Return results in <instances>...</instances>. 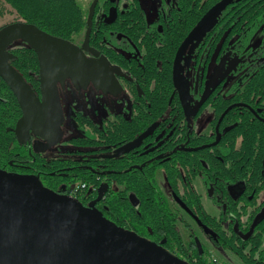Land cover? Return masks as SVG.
Returning <instances> with one entry per match:
<instances>
[{"label": "trees", "instance_id": "trees-1", "mask_svg": "<svg viewBox=\"0 0 264 264\" xmlns=\"http://www.w3.org/2000/svg\"><path fill=\"white\" fill-rule=\"evenodd\" d=\"M4 1L21 20L48 34L69 40L84 30L85 13L77 0ZM181 1L182 10L173 11L175 27L167 28L169 42L171 32H175V44H168V49L162 50L160 46L146 52L135 70L145 97L136 107L134 136L154 121L165 122L160 123L159 129L166 126L164 145L158 149L167 153L166 159L160 157L147 163V167L142 166L149 178L136 166L133 169L129 166L132 159L134 164L140 163L141 157L136 161L130 153L110 158L97 154L132 139V124L127 122H109L105 129L98 130L96 124L75 116L81 127L89 126L96 134L70 136L66 142L74 149L65 144L54 158L28 150L8 129L14 126L21 111L1 77L0 169L34 173L42 185L61 194H68L76 184L75 197L105 219L162 246L179 259L191 264H210L202 245L198 248L193 238L183 239L178 228L179 215L171 209L154 180L152 171L162 168L173 195L211 231L210 237L216 245L231 251L243 264H264L261 246L264 218L255 221L264 208V121L260 119L264 118V0ZM219 3L222 5L200 35L196 59H201L204 80L216 49V62L228 67L234 81L224 93L220 91L223 82L220 81L208 94L204 105L210 104L214 110L213 132L197 134L186 124L187 114L176 91L172 62L189 31ZM180 23L182 28L178 27ZM16 42L17 45L13 42L7 48L14 55L9 63L27 80L30 72L37 71V57L31 47L20 40ZM216 134L219 139L213 144ZM180 143L185 146H179ZM106 144L109 147L100 148ZM71 153H85L89 159L82 164L72 155L64 156ZM21 163L26 167H20ZM100 169L106 170L103 175L108 179H103ZM197 175L208 187L210 198L215 203H224L217 217L208 214L201 205L200 195L192 185ZM102 181L108 184V192L98 200L97 188ZM235 183H241L240 193L228 191V186Z\"/></svg>", "mask_w": 264, "mask_h": 264}, {"label": "water", "instance_id": "water-1", "mask_svg": "<svg viewBox=\"0 0 264 264\" xmlns=\"http://www.w3.org/2000/svg\"><path fill=\"white\" fill-rule=\"evenodd\" d=\"M225 1V0H224ZM93 0L81 47L51 35L32 23L17 20L0 27V77L11 89L21 115L11 129L19 143L29 132L44 142L34 141L42 152L60 140L64 120L56 82L66 77L80 82L91 60L88 48ZM222 3L212 7L196 24L185 42L194 38ZM17 40L31 47L39 63L40 96H36L9 60L7 48ZM91 76V75H89ZM156 124L135 140L118 147L115 155L129 151L146 137ZM264 216V212L256 217ZM255 217V219H256ZM0 264H191L162 246L150 242L105 219L84 206L76 197L58 193L34 176L0 169Z\"/></svg>", "mask_w": 264, "mask_h": 264}, {"label": "flooded vegetation", "instance_id": "flooded-vegetation-1", "mask_svg": "<svg viewBox=\"0 0 264 264\" xmlns=\"http://www.w3.org/2000/svg\"><path fill=\"white\" fill-rule=\"evenodd\" d=\"M92 1L93 0L89 1L87 7H82L85 13V27L82 34L75 35L68 40L77 47H81L84 40L85 31L88 26L87 18L89 14V8ZM175 9L180 11L182 10L181 0H97L91 18L90 33L88 37V48L95 51L96 54L92 55L90 51L83 50L86 61L89 59L91 60L89 63V68H85V77L81 82L77 79L72 80L70 77H66L64 79L63 85H61L59 81L56 82V88L64 116V120L60 125L63 131L62 137L58 143L48 146L42 152L34 151L32 145L34 141L44 142V140L30 132L27 141L21 144L27 145L28 150L30 149L35 153H45L51 158H54L58 155L60 150H62L65 144H67L66 139H68L70 136H94L96 134L89 126L81 127L75 120V116H80L81 118L96 124L98 126V130L105 129L104 127L109 122H119L120 124L121 122H127L128 124H132V139L115 145L108 151H99L97 154L102 158H110L113 155L122 156L130 153L136 161H138V157H141L143 160H141L140 163L134 164L132 159V164L129 166L132 167V169L134 166H136V169L139 170L141 174H144L146 179L149 178L150 176L147 177V175H145V171L142 166L147 167V163L160 157H163L162 160L166 159L165 155L167 153L165 154L158 152L159 147L164 145L163 141L166 133V126L165 128L159 129L160 123L165 122L163 119L160 121H154L138 135L134 136L136 107L139 104V101L145 97L144 90L135 74V70L141 65L146 52L155 50L160 46L163 47L162 50L168 49V44H170V46L175 44V32H171V40L169 42L167 30L168 25L175 27L173 14ZM211 18L205 23V25L200 29L194 38L188 42H185L187 36L196 25L189 31L186 38L179 45L172 62L173 80L176 84V91L179 92L184 106V111L187 114L186 124L190 130L196 132L197 134H211L213 132L211 121L214 118V110L210 104L204 105L208 94L220 81H223L221 84L222 88L220 89L221 93H224L232 84V81H234V77L229 74L228 67H226L223 62H216V49L213 51L212 60L206 67L205 79L202 80L203 65L201 59H196V56L199 54L200 35ZM173 27L171 29H173ZM178 27L182 28V24H178ZM199 64H201L198 71L199 74L193 77L190 74L188 77L187 72L192 68L197 71ZM215 64H222L224 70L218 76H214V81L211 83V68L212 65ZM25 81L30 85L36 96L39 97V63L37 71L30 72L28 79ZM201 81L202 84H200ZM226 81L227 85H224ZM201 86L203 87L202 91H200ZM170 97H173V93ZM206 108L209 110V116L207 118L208 122L204 121L203 124H201L202 126L199 125L197 127L196 123L193 124V122L198 119L200 114L203 113ZM258 112H261V109H258ZM69 117H71L74 123L77 125L79 128L78 130H74L67 124V122L70 120ZM260 119L264 121V118L260 117ZM152 124H156L155 127L146 137L142 138L138 144L133 145L129 151L123 154L115 155V151L118 147L135 140ZM86 130L88 133H85ZM148 137H151L150 140H147ZM218 139L219 135L216 134L213 144L216 143ZM178 145L184 147L185 143H180ZM70 146L71 145L67 144V148L73 150L74 148ZM107 147L109 146L106 144L100 148L103 149ZM187 149H191V147H188ZM66 155H72L74 159L77 160V162H83L82 164H85V162L89 159L85 153L64 154V156ZM93 155L95 154H92L91 156ZM9 163H11V161ZM19 166L26 167L23 163H21ZM101 166H103V164H101ZM105 171L106 170L103 169L99 170V173L102 174L104 180L108 179V176L103 175ZM152 172L154 174V180L158 188L167 198L169 204L170 201L168 195L161 189L158 183L157 177L160 174H162L164 177L167 190H169L170 197H172L173 201L177 203L178 207H181L190 216V218L195 221L196 224L203 227L199 221L191 215L190 211L181 202L178 196L173 195L166 182L163 169L156 168ZM20 174L34 175V173L31 172H22ZM197 177H200V180L204 185L205 193L210 198L209 189L200 175H197L194 178L192 185L195 191L200 195L201 205L204 209L201 200V194L194 186V181ZM231 186L232 185L228 186V191L230 193H240L242 191V187L239 191H236L231 190ZM107 192L108 184L105 181H102L97 188V199L99 200ZM210 200L215 203L211 198ZM219 205L221 206V212L225 206L224 203ZM170 207L179 215L178 209L174 208L171 204ZM262 212H264V208H262L258 214ZM178 217L180 218L179 223L182 224V226H188L189 229H192L188 223H184L183 218L180 216ZM261 218H264V216H261L259 219ZM195 238L196 237L193 238L195 240V245H198L197 247L201 248V245L197 244Z\"/></svg>", "mask_w": 264, "mask_h": 264}, {"label": "rangeland", "instance_id": "rangeland-1", "mask_svg": "<svg viewBox=\"0 0 264 264\" xmlns=\"http://www.w3.org/2000/svg\"><path fill=\"white\" fill-rule=\"evenodd\" d=\"M78 3L81 5V7L85 8L87 7L88 3L90 0H77ZM21 20V18L17 15L15 10L11 5L6 3L4 0H0V27L3 25H6L8 23ZM14 45H17L18 43L14 41ZM201 64H199V67L197 71L194 70V68L190 69L187 72V76L189 77L190 74L193 76H197L199 73V68ZM224 68L222 64L218 65H212L211 68V83H213L214 76H218L223 72ZM224 85H227V81L224 83ZM208 116H209V110L207 108L203 111V113L200 114L197 120L193 122L196 123V126L198 127L199 125L203 124L204 121L208 122ZM70 120L67 122V124L72 127L74 130H78L79 128L77 125L74 123L71 117H69ZM202 126V125H201ZM199 129V128H197ZM85 133H88L87 130ZM158 183L161 187V189L168 195L170 204L178 209L179 216L184 219V223H188L189 226L192 227V229H189L188 226H182V224H178V227L180 228L179 230L181 231L182 237L184 240L186 239H191L196 237L197 244H200L204 247V249L208 252L209 258H215L216 261L220 262L221 264H243L231 251L224 249L218 245H216L213 240L210 237L211 231L199 226L198 224L193 221V219L190 218V216L181 208L178 207L177 203H175L170 197L169 190H167V185L165 183L164 177L162 174H160L158 177ZM194 186L196 190L201 194V200L202 204L204 206V209L211 215L218 216L221 210V206L219 204L213 203L210 198L206 195L204 185L202 181L200 180V177H197L196 180L194 181ZM77 185H72L70 188V191L74 190ZM242 185L241 183H235L230 187L231 190H236L239 191L241 189ZM75 197V195L73 196ZM259 218L256 217L255 221H257ZM224 228L226 229V225L224 224ZM193 232V233H191ZM198 246V245H197ZM261 246L264 247V236H262V243ZM185 261V260H184Z\"/></svg>", "mask_w": 264, "mask_h": 264}, {"label": "built area", "instance_id": "built-area-1", "mask_svg": "<svg viewBox=\"0 0 264 264\" xmlns=\"http://www.w3.org/2000/svg\"><path fill=\"white\" fill-rule=\"evenodd\" d=\"M81 187H83V185H81ZM78 187L74 188V190L70 191L68 195L70 196H74L76 191H77ZM210 264H221L220 262L216 261L215 258H210Z\"/></svg>", "mask_w": 264, "mask_h": 264}]
</instances>
